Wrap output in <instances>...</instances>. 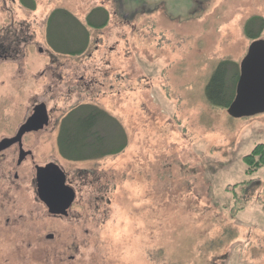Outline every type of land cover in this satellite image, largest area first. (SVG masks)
Instances as JSON below:
<instances>
[{"label": "rangeland", "instance_id": "374dc122", "mask_svg": "<svg viewBox=\"0 0 264 264\" xmlns=\"http://www.w3.org/2000/svg\"><path fill=\"white\" fill-rule=\"evenodd\" d=\"M36 1V11L9 15L0 6V31L26 24L35 42L22 51L35 54L55 50L48 36L73 49L79 24L107 12L105 26L85 27V51L59 57L58 102L48 105L58 121L97 107L105 136L123 129L126 147L94 160L59 157L78 193L68 217L46 218L27 184L13 188L0 264H264V168L247 175L244 162L264 145V114L235 119L205 98L219 63L239 68L252 43L245 24L264 19V0ZM58 9L70 16L49 31ZM35 58L39 65L24 61L35 80L25 76L23 105L50 83L39 75L46 54ZM17 67H2L0 79ZM55 145L53 137L39 153Z\"/></svg>", "mask_w": 264, "mask_h": 264}, {"label": "flooded vegetation", "instance_id": "af4514ba", "mask_svg": "<svg viewBox=\"0 0 264 264\" xmlns=\"http://www.w3.org/2000/svg\"><path fill=\"white\" fill-rule=\"evenodd\" d=\"M0 2V6L3 10L8 11V15L10 10L14 11L15 8H18L19 11L27 10V8L29 11L37 10L36 0H0ZM59 11L58 9L54 12ZM14 23L15 21H12L0 31V69L6 66H18L16 73L8 74L7 78L5 77L3 80L0 79V209L2 210L0 218L8 217L11 191L13 188H19L23 183L27 184V187L32 190L35 196L34 203L43 207L46 218L68 217L76 202L78 193L70 185L67 174L58 164L59 157L67 160L61 154L59 140L65 123L68 127H73L75 121L70 120V115L73 118L76 114L78 115L77 110L81 109V106L78 109H72L58 121V118H55L58 112L57 107L52 109L48 103L52 102L53 99L58 102V68L62 64L59 62V57L66 56L67 59L71 60L75 55L71 51V47L67 48V52L54 50L53 48V52H44L42 48H39L37 54L22 51L24 47L26 48L29 44L35 42V37L27 34L28 26L26 24H19L17 29ZM48 38L51 37L48 36ZM44 54L47 56L48 63H45V68L39 75L40 77H48L50 83L44 96L41 94L31 95L23 105L17 98L19 95L22 96L26 85L25 76L26 83L32 81V79L35 80V75L30 74L33 77H29L25 73L24 61L28 59L30 67L39 65L38 61L40 59H33V57L36 55L43 56ZM84 107L82 108L84 109ZM88 107L97 109L95 106L89 105ZM87 111L90 113L93 110ZM30 120L32 121L29 122ZM25 125L27 127L22 132ZM105 134L102 133L104 136ZM53 137L56 144L54 151L50 154H46L47 152L39 153L41 147L46 146L48 141H52ZM51 165L58 166L64 172L66 185L73 189L76 194L75 201L68 210L67 216L52 214L40 197L38 173ZM53 238L54 235L52 234L47 237L49 240Z\"/></svg>", "mask_w": 264, "mask_h": 264}, {"label": "trees", "instance_id": "16d2710c", "mask_svg": "<svg viewBox=\"0 0 264 264\" xmlns=\"http://www.w3.org/2000/svg\"><path fill=\"white\" fill-rule=\"evenodd\" d=\"M106 13L100 12L102 21H96V17L94 16L92 18L90 15L87 19V26L85 27L93 29L102 28L108 22V14ZM60 15H62L61 17L70 16L66 13L54 12L49 20V31L53 26H56L54 22ZM74 20L75 22L77 21L76 19ZM79 26L82 28L83 32L78 39L77 46L75 43V47L71 50L75 56L85 51V48L88 46V43L85 42L86 40L88 42L89 39L86 28L81 24H79ZM244 30L246 36L252 39V42L261 39L264 33V19L262 17L250 18L245 24ZM50 45L55 50L67 52V45L63 48H58L57 43H55L52 38H50ZM239 77L240 65L238 68V66L227 60L219 63L205 88V98L208 103L215 108H221L227 111L235 99ZM87 110L93 111L88 113ZM77 111L79 116L76 114L73 118V116L70 115V120L75 121L73 127H68L65 123V127L60 136V151L65 159L69 161H86L121 153L126 147V137L123 129V134L119 129L116 136L111 137L110 133L108 137H105L102 135V133L104 134L107 132V129H104V127L107 128L103 120L106 116L104 111H100L96 108H89L88 106L84 107V109H78ZM244 162L247 167V175H253L264 168V145L259 144L255 146L252 152L244 157Z\"/></svg>", "mask_w": 264, "mask_h": 264}, {"label": "water", "instance_id": "95a60500", "mask_svg": "<svg viewBox=\"0 0 264 264\" xmlns=\"http://www.w3.org/2000/svg\"><path fill=\"white\" fill-rule=\"evenodd\" d=\"M235 119L264 114V40L253 41L240 64L236 96L227 110ZM30 120L29 122H31ZM28 125V124H27ZM27 125L24 126V132ZM40 197L52 214L67 216L76 194L66 185V175L56 165L38 173Z\"/></svg>", "mask_w": 264, "mask_h": 264}]
</instances>
